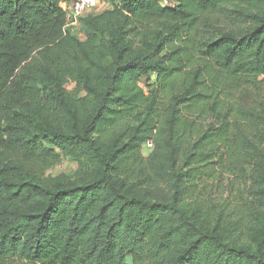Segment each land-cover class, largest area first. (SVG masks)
<instances>
[{"label":"trees","instance_id":"1","mask_svg":"<svg viewBox=\"0 0 264 264\" xmlns=\"http://www.w3.org/2000/svg\"><path fill=\"white\" fill-rule=\"evenodd\" d=\"M71 1L0 0V264H264V0Z\"/></svg>","mask_w":264,"mask_h":264},{"label":"rangeland","instance_id":"2","mask_svg":"<svg viewBox=\"0 0 264 264\" xmlns=\"http://www.w3.org/2000/svg\"><path fill=\"white\" fill-rule=\"evenodd\" d=\"M113 7V4L108 0H96V5L94 8V13H101L107 9ZM76 35L82 40L85 39L84 26L82 25L80 19V26L77 28H72ZM143 87H145L144 80L141 81ZM69 89H74V85L70 84ZM142 154L146 157L149 155L148 151H144L143 147L141 148ZM77 163L64 160L61 164L55 166L53 169L49 170L47 174L49 176H59L63 173L73 174L77 169ZM220 176L217 179L210 181V187L206 192V198L208 200H214L222 202L223 200L231 199L233 201L242 200L247 196V183L240 172L232 170H224L219 167ZM264 216L259 217L253 224L252 234L254 236L258 235V230L263 226Z\"/></svg>","mask_w":264,"mask_h":264},{"label":"built area","instance_id":"3","mask_svg":"<svg viewBox=\"0 0 264 264\" xmlns=\"http://www.w3.org/2000/svg\"><path fill=\"white\" fill-rule=\"evenodd\" d=\"M166 2V1H165ZM67 11V26L77 28L80 26V18L86 15L87 13L93 12L96 0H72L70 3H66ZM154 149V142L152 139L146 141L143 145V150L152 152Z\"/></svg>","mask_w":264,"mask_h":264}]
</instances>
